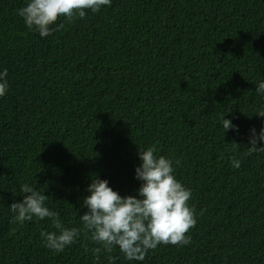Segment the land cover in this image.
<instances>
[{
    "label": "trees",
    "instance_id": "16d2710c",
    "mask_svg": "<svg viewBox=\"0 0 264 264\" xmlns=\"http://www.w3.org/2000/svg\"><path fill=\"white\" fill-rule=\"evenodd\" d=\"M0 0V264H108L79 220L91 177L121 195L141 147L179 163L196 224L187 245L160 244L143 261L115 264H264V152L247 155L254 107L264 102V0H112L41 37ZM63 27L56 29L57 24ZM238 131L224 133L220 118ZM258 146L260 142L258 141ZM240 160L233 168L229 157ZM44 192L80 235L62 251L41 243L50 221L10 222L19 185ZM17 193V194H16Z\"/></svg>",
    "mask_w": 264,
    "mask_h": 264
},
{
    "label": "clouds",
    "instance_id": "9594fccd",
    "mask_svg": "<svg viewBox=\"0 0 264 264\" xmlns=\"http://www.w3.org/2000/svg\"><path fill=\"white\" fill-rule=\"evenodd\" d=\"M112 0H24L16 9L29 31L44 37L54 29L50 27L58 17L71 22L73 18H84L86 11L96 13ZM63 27L57 24L56 29ZM8 69L0 68V97H4L8 84ZM255 92L264 101V77L254 82ZM253 113L264 118V102L254 107ZM224 133L229 129L238 131L231 119L220 118ZM258 141L260 146H258ZM247 155L264 152V119L259 130L249 129ZM140 163L135 166L134 177L140 181L135 195H121L114 190L106 178L91 177L86 185L87 195L81 207L86 208L79 220L89 238L99 245L93 251L109 253L108 264H115L117 257L111 252L117 247L127 261H143L149 250L160 244L187 245L191 242L186 233L196 224L195 209L189 205L191 189L175 176L174 166L179 163L171 157L157 154L154 146L141 147L137 153ZM233 168L240 167V160L229 157ZM25 193L22 200L11 199L7 208L12 213L10 222L23 224L26 221H50L51 230L39 232L41 243L52 251H62L74 243L80 235L76 226L66 227L54 208L45 201L48 196L31 184L19 185ZM17 194V193H16Z\"/></svg>",
    "mask_w": 264,
    "mask_h": 264
}]
</instances>
